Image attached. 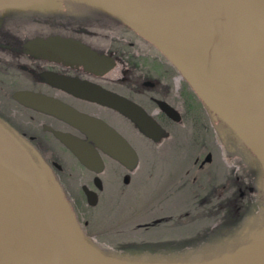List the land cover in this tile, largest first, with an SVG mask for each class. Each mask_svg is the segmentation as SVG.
Segmentation results:
<instances>
[{"label": "flooded vegetation", "instance_id": "obj_1", "mask_svg": "<svg viewBox=\"0 0 264 264\" xmlns=\"http://www.w3.org/2000/svg\"><path fill=\"white\" fill-rule=\"evenodd\" d=\"M191 91L155 46L96 8L66 0L58 11L45 13L0 9V123L38 166L42 163L48 168L87 237L89 223L79 219L77 202L82 200L93 208L88 205L87 193H95L98 203L102 201L105 175L111 168L118 179L125 183L128 176L130 182L133 174L147 165L148 154L161 152L188 132L193 147L203 150L185 164L197 174L188 169L184 183L172 182L161 187L160 193L172 192L170 197H174L184 188L187 195L202 200L200 204L197 201L196 214L186 210L179 216L157 217L141 228L178 227L180 236L187 233L186 242L162 249V255L185 260L231 252L262 229L264 197L258 162L225 124L216 122L204 107L205 113H199ZM160 102L178 111L181 120L171 118ZM130 103L155 121L161 141L143 133L124 114ZM63 108L82 117L69 116ZM142 123L151 132L146 119ZM56 133L88 142L104 170L97 174L82 165ZM115 133L138 155L133 172L109 154L126 152L119 147ZM90 135L96 136L98 145ZM232 162L238 170L231 168Z\"/></svg>", "mask_w": 264, "mask_h": 264}, {"label": "water", "instance_id": "obj_2", "mask_svg": "<svg viewBox=\"0 0 264 264\" xmlns=\"http://www.w3.org/2000/svg\"><path fill=\"white\" fill-rule=\"evenodd\" d=\"M63 1L0 0V9L45 13L58 11ZM67 1L118 19L155 46L213 119L225 124L258 162L264 197V0ZM159 104L175 121L181 120L175 109ZM63 111L82 117L70 108ZM123 112L143 133L161 141L159 126L142 108L130 103ZM56 137L82 165L97 174L104 170L88 142L59 133ZM114 138L120 139L119 147L126 152L109 154L135 171L136 151L118 134ZM89 139L99 144L96 136ZM87 195L88 205L97 206L96 194ZM167 257L118 256L93 243L48 168L42 163L38 166L0 123V264H264V226L247 243L219 256L205 260Z\"/></svg>", "mask_w": 264, "mask_h": 264}, {"label": "rangeland", "instance_id": "obj_3", "mask_svg": "<svg viewBox=\"0 0 264 264\" xmlns=\"http://www.w3.org/2000/svg\"><path fill=\"white\" fill-rule=\"evenodd\" d=\"M182 135L184 137L180 141L171 142L163 150H160L161 152L157 150L155 153L152 151L148 154L145 158L147 165H143L133 174L128 184H125L124 180L118 179L117 172L111 168L105 175L106 189L98 206L89 208L82 200L77 202L79 219L83 224L89 223L86 232L93 243L107 251L119 253L123 250L126 252L133 246L138 249H140L139 246H143L151 251L160 250V248L177 242L173 240L172 233L179 236L180 229L178 227L172 229L157 227L145 231L139 229L138 226L148 224L157 217L159 219L170 214L179 216L186 210L192 212V216L196 214L194 211L198 207L197 201L200 204L202 200H195L190 193L187 195L184 188L174 197H170L174 195L172 192L166 191L165 194L163 191L160 193L161 188L153 187L159 181H164L165 174L172 171L175 174L174 184L184 183L188 179L186 171L190 170L192 166L184 165L183 161L186 160V163L190 164L198 155L202 154L203 150L193 147L189 132ZM214 156L218 161L216 152ZM181 161L182 163H180ZM190 171V174H197L196 170ZM161 184V187L165 189L167 183ZM179 219L181 222L186 220L185 218ZM118 242L121 244L119 245L120 249L113 245ZM141 242L144 244L142 245ZM133 252L135 251L131 250L132 254ZM145 256L149 257V255Z\"/></svg>", "mask_w": 264, "mask_h": 264}, {"label": "bare ground", "instance_id": "obj_4", "mask_svg": "<svg viewBox=\"0 0 264 264\" xmlns=\"http://www.w3.org/2000/svg\"><path fill=\"white\" fill-rule=\"evenodd\" d=\"M175 70V69H174ZM176 71V73L178 74L179 72L177 71V70H175ZM180 74V73H179ZM181 76V75H180ZM182 77V76H181ZM183 78V77H182ZM183 80L185 81V84L187 85V87H189V89L191 88V86L187 83V81L183 78ZM191 95L193 96V98H196L197 99V102H198V105H199V107H200V109L201 110H199V113H205V110H207L206 109V107L204 106V104H203V102L199 99V97L196 95V93L193 91V89L191 88ZM201 101V102H200ZM205 108V110H204V108ZM178 112V111H177ZM208 112V111H207ZM179 113V112H178ZM232 132V131H231ZM232 134H233V132H232ZM239 141V140H238ZM239 143L244 147V149L247 151V153H248V150H247V148L239 141ZM249 154V153H248ZM180 163H182V161L180 162ZM183 164L185 165L186 164V160L185 161H183ZM231 168L232 169H234V171H236V170H238V165L236 164V166L234 165V162H232L231 163ZM183 168V167H182ZM137 169V168H136ZM135 169V170H136ZM138 171V170H137ZM136 171V172H137ZM135 172V173H136ZM134 173V174H135ZM128 177V176H127ZM126 177V178H127ZM165 179H164V181H159L158 183H157V185H155V186H153L154 188H156V189H158V188H161V183H167V185H169V184H171L173 181H174V172L172 171V172H167L166 174H165ZM126 184H128V183H126ZM166 185V186H167ZM160 194V193H159ZM100 204V202L97 204V206ZM91 207V206H90ZM96 207V206H95ZM94 208V207H93ZM194 213H196V211H194ZM150 223H148V225H149ZM141 226H143L142 224H141ZM141 226L139 225L138 227H139V229L141 228ZM148 227H151V225L150 226H148ZM155 227H158V226H153L152 228H155ZM152 228H150V229H152ZM141 229H143V228H141ZM150 229H143V230H145V231H149ZM169 234H171V233H169ZM172 236H173V240H176L177 242H179V243H182V242H186L187 241V236H188V234L186 233L185 235H182V236H177L176 234H174V233H172ZM146 238H148V237H146ZM145 241H146V239H145ZM142 243V245L144 244V242H141ZM113 244V243H112ZM115 247H117V248H121V246L119 247V245H121V244H119V242L118 243H114L113 244ZM122 246H124V245H122ZM140 247V249H138V247H136V246H133V248H131V249H127L126 247H122V248H126L127 250H126V252H124V250L122 251V252H119V253H117V252H114V253H116V255H118V256H120V255H129V256H144V255H149V256H151V255H153V254H156V255H158L159 254V252L158 251H164V250H162V249H165V247L164 248H160V250H154V251H151V250H148V249H146V248H144L143 246H139ZM137 249L139 250V252L137 253ZM131 250H133V251H135L136 253H133V254H137V255H133L132 253H131ZM116 251V250H115ZM165 252V251H164ZM121 253V254H120ZM131 253V254H130Z\"/></svg>", "mask_w": 264, "mask_h": 264}, {"label": "trees", "instance_id": "obj_5", "mask_svg": "<svg viewBox=\"0 0 264 264\" xmlns=\"http://www.w3.org/2000/svg\"><path fill=\"white\" fill-rule=\"evenodd\" d=\"M174 69H175V68H174ZM175 70H176V69H175ZM137 251L139 252V250H137ZM138 252H137V253H138ZM158 252H159L160 256H165V255H162L163 252H161V251H158ZM133 253H136V252H133ZM134 255H137V254H134Z\"/></svg>", "mask_w": 264, "mask_h": 264}]
</instances>
